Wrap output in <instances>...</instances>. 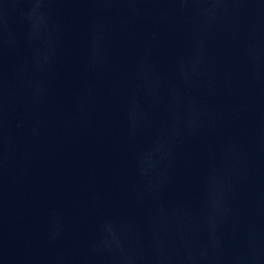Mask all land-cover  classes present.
Wrapping results in <instances>:
<instances>
[{"label": "water", "instance_id": "1", "mask_svg": "<svg viewBox=\"0 0 264 264\" xmlns=\"http://www.w3.org/2000/svg\"><path fill=\"white\" fill-rule=\"evenodd\" d=\"M0 264H264V0H0Z\"/></svg>", "mask_w": 264, "mask_h": 264}]
</instances>
